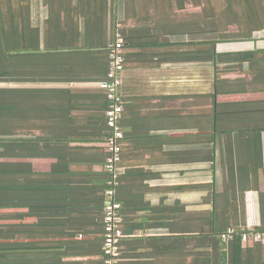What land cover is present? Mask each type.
I'll return each instance as SVG.
<instances>
[{
	"label": "crops",
	"instance_id": "0c3cea01",
	"mask_svg": "<svg viewBox=\"0 0 264 264\" xmlns=\"http://www.w3.org/2000/svg\"><path fill=\"white\" fill-rule=\"evenodd\" d=\"M104 1L0 0V75L16 78L0 81V88L16 92V97L6 101L14 103L15 110H6L0 117V151L4 153L0 157V264H105L102 178L108 140L87 132L88 125L96 124L90 116L103 106L104 91L98 80L87 79L95 73L84 70L72 76L71 69L50 70L40 64L70 55L79 56L88 69L90 50H108L114 36L113 13L124 18L125 4L107 0L104 17ZM157 4L149 11L160 13L158 19L171 12L187 14V6H194L189 0L185 9L174 6L170 10L162 0ZM166 39L190 41L187 35ZM237 43L254 46L221 49ZM218 46L219 53L264 51V30L253 40ZM255 60L224 74L231 80L224 84V101L230 107L236 102L245 105L240 106L244 110L241 121L225 122L224 130L238 124L264 125L262 119H244L261 118L264 111V62ZM205 66L208 79L198 72ZM163 67L172 77L159 80L162 84L151 80V91L135 81L126 86L116 196L122 204L124 231L119 264H182L177 255L169 259V254L183 252L181 240L169 246L167 236L180 234L184 208L192 215L215 207L216 188L223 189L230 180L227 152L234 160L241 156L254 158L255 165L263 162L257 190L252 188L257 186L254 170L241 180L235 176L231 185L239 194L242 188L247 190L242 193L245 214L240 222L251 229L263 224L264 132L261 149L257 136L225 133L224 150H217L214 62ZM190 69L196 70L197 84L186 82L184 71ZM61 90L63 98L56 95ZM247 139L255 143L242 147Z\"/></svg>",
	"mask_w": 264,
	"mask_h": 264
},
{
	"label": "trees",
	"instance_id": "16d2710c",
	"mask_svg": "<svg viewBox=\"0 0 264 264\" xmlns=\"http://www.w3.org/2000/svg\"><path fill=\"white\" fill-rule=\"evenodd\" d=\"M121 1L125 4L124 18H118L115 13H113L112 17L113 34L117 30L124 39V70L121 72L120 76V92L123 100V111L119 122L121 129H123L121 118L126 102V86L134 84L135 81L137 85L144 87V89L146 87V90L151 91L149 88L151 80L155 81L154 84H162L159 80L161 81L164 77L171 76L170 73L163 71V66L166 64L190 62L197 63V65L201 66V64L214 62L216 70L215 83L217 87L215 130L217 150L218 147L221 152L224 150L223 138L225 133H235L239 134L241 137L245 134H248L247 137L250 135L257 136L259 139L258 148L261 149V135L264 132V125L259 127L245 125L240 127L238 124L232 125L235 126L232 130H224L225 122L234 123L237 121L236 123H238V121H241L240 114H243L244 110L242 108L240 109L243 103H231L232 107H230V103L224 101L223 87L226 82H231L229 78H224L225 73L240 69L245 62H249L252 65L254 59H257L255 61L261 60L264 62V51L255 49L252 51L219 53L217 52V45L220 42L253 40L256 33L263 31L264 0H189L191 4L201 8V10L197 13L186 14L180 21H178L175 16H170L169 14L163 15L161 19H158L157 16H159L160 13H152L149 11L150 7L148 5H146V8H143L140 5L142 0ZM154 1L157 2V0ZM162 2L168 6L170 10L174 9V6L178 9H185L186 7V0H162ZM156 6L158 7L157 3ZM103 13V16L106 17L107 0L104 1ZM131 19L135 20L134 24L127 25ZM232 25H236L238 30L231 32L229 29ZM173 35H187L190 41L173 42L166 39ZM212 37H214V39ZM253 46V43H237L221 46V49H244L252 48ZM89 53L92 55L88 58V69L83 66V62L79 56L70 55H64L65 57L60 55L51 57L45 62L41 61V68L60 71L71 69L72 76H77L80 72L82 73V71L87 70L88 74L95 73L92 77H87L88 80H98L100 82L106 78V74L110 67V51L104 47L99 50H90ZM259 53H262V56L257 58ZM79 63L82 65L81 70L79 69ZM36 67L37 65L34 64L33 68ZM133 69H139L141 71H133ZM207 71L208 68L205 66L198 72L202 75L203 79H208L210 74ZM194 72H196L194 69L184 71V77L187 83L192 82L197 84L194 82V79H197V77L195 78ZM15 79V77L6 78L0 75V81H16ZM69 79L73 80L74 78L70 77ZM24 81H26V78H24ZM60 81H62V78H60ZM11 90L13 91L0 88V117L6 110H15L16 106H14V103L9 104L6 102L9 100L10 96L16 97L15 89ZM59 92L60 93L56 95L63 98V90ZM44 93H47V91ZM103 94L104 96L101 100L103 106L98 109L95 114L90 116L92 119L91 122L94 120L96 124L93 126L88 125V127L91 128L88 129L87 132L90 135L101 134L100 136L108 140L113 134V130L108 125L106 119V110L110 100L105 91ZM233 108L236 109L235 117L232 116L235 110H232ZM262 108H264V105ZM249 117L250 118L244 119H249L246 121L254 119L264 120V111L262 112L261 118L254 115ZM120 142L121 140H119L121 160L117 164L118 169L122 166L123 151ZM243 143L241 142V146L243 145L242 147L246 146V144L250 147L253 146L255 142L253 141L252 143L247 139V142ZM2 155H4V153L0 151V157H2ZM110 155V150L107 148L103 153L104 176L102 178V185L104 188V202L106 198L105 192L110 187L109 180L111 179V174L105 169V164ZM226 157L227 169H229L228 174L230 175L228 183L230 184L227 183L221 190L218 187L216 188L215 207L213 209L189 215L184 208L182 214L183 226L180 234L176 236H167L169 246H174V240L180 239L183 252L181 254L171 253L169 254V259H172V257L175 259V255H177L178 261H182V264H264V243L243 241V235L245 233H251L253 230L264 231V192H260L263 224L251 229L243 222H240L239 219L245 214L243 203L244 194L242 193H245L247 190L246 188H242V192L239 194L236 192L239 191L238 189H235V192H233L234 188L231 189L232 178L236 179L235 176H238V179L241 180L250 173V170H254L257 176V186L255 187V185H252V188L257 190L259 182L258 170L263 167V162L258 161L255 165L254 158H243L241 156V158L238 157L237 160H234V156L230 155L229 152L226 153ZM1 167L2 164L0 163V169ZM118 175V184L115 186L116 196L118 195L120 173ZM173 230L175 231L176 229L170 228L171 232H173ZM231 230H234V232L230 235L229 232ZM228 235L230 236L225 238V236ZM1 239L2 231L0 229V247L2 246ZM169 248L171 249L172 247Z\"/></svg>",
	"mask_w": 264,
	"mask_h": 264
},
{
	"label": "built area",
	"instance_id": "2783aa9c",
	"mask_svg": "<svg viewBox=\"0 0 264 264\" xmlns=\"http://www.w3.org/2000/svg\"><path fill=\"white\" fill-rule=\"evenodd\" d=\"M124 39L116 30L113 36L112 44L109 46L110 51V67L106 74V78L99 82V86L103 89L110 100L106 110V119L108 125L113 130V134L108 139V148L110 157L107 159L105 169L111 174L109 180L110 187L105 192L104 202V240H103V256L105 264H119L122 249L121 243L124 238L122 228V204L116 198L115 186L118 184V167L117 164L121 160V147L119 140L123 137V131L119 124L121 113L123 111V100L120 92L121 72L124 70ZM234 230H231V235ZM225 236L226 237H229ZM244 242H262L264 243V231L253 230L251 233L243 235Z\"/></svg>",
	"mask_w": 264,
	"mask_h": 264
},
{
	"label": "rangeland",
	"instance_id": "374dc122",
	"mask_svg": "<svg viewBox=\"0 0 264 264\" xmlns=\"http://www.w3.org/2000/svg\"><path fill=\"white\" fill-rule=\"evenodd\" d=\"M157 2H155L154 0H142V2H141V6H146V5H148L150 8L152 7V6H154L155 4H156ZM163 5H161V7H162ZM160 7V8H161ZM166 8V7H165ZM160 10H163V7L160 9ZM200 11L201 10V8H196L195 6H192V5H188L187 6V8H186V11H187V14H192L194 11ZM152 12V11H151ZM153 13V12H152ZM172 14V16H175L174 15V12H171ZM186 16V14L185 13H177V16H175L176 18H177V20L178 21H180L181 19H183L184 17ZM134 23V22H133ZM231 32H234V31H237L238 30V27L237 26H233V27H230V29H229Z\"/></svg>",
	"mask_w": 264,
	"mask_h": 264
},
{
	"label": "water",
	"instance_id": "95a60500",
	"mask_svg": "<svg viewBox=\"0 0 264 264\" xmlns=\"http://www.w3.org/2000/svg\"><path fill=\"white\" fill-rule=\"evenodd\" d=\"M218 49H219V46L217 45Z\"/></svg>",
	"mask_w": 264,
	"mask_h": 264
}]
</instances>
